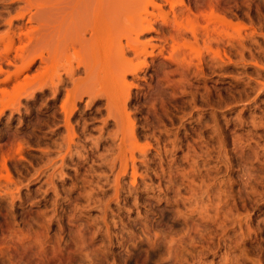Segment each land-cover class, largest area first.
I'll list each match as a JSON object with an SVG mask.
<instances>
[{"label": "rangeland", "instance_id": "374dc122", "mask_svg": "<svg viewBox=\"0 0 264 264\" xmlns=\"http://www.w3.org/2000/svg\"><path fill=\"white\" fill-rule=\"evenodd\" d=\"M60 1L0 0V264H264V0H113L102 95Z\"/></svg>", "mask_w": 264, "mask_h": 264}, {"label": "bare ground", "instance_id": "6f19581e", "mask_svg": "<svg viewBox=\"0 0 264 264\" xmlns=\"http://www.w3.org/2000/svg\"><path fill=\"white\" fill-rule=\"evenodd\" d=\"M48 1V0H47ZM50 1V0H49ZM99 1V4H97L96 5V9L95 10H97V6H98V8H100V5L101 4H103V1L104 0H98ZM110 1V2H109ZM107 0L106 2L107 3H105L104 2V4L103 5H101V6H103V7H101L100 8V10L98 9V12L97 11H94V13L95 14H93V16H91L90 18V20H89V22H88V20L86 21V20H84V21H81L80 23H75L74 22V20H72V22H70V23H72L73 25H71V31H70V33H68V31H69V28H67V27H69L70 26V23H69V25L66 27L67 28V34H69V36L70 37H68V39L67 40H69L70 41V43H71V45H73L72 47L74 48V51H75V53H76V51H78L77 50V46L78 47H83L85 44H87L88 42H90L91 43V46H92V50H93V53L91 52V54H93V55H96L97 57H98V59H96L93 63H91L92 64V66H89L88 65V68L86 69L87 70V74L88 75H90V74H92V73H94V72H97L98 73V75L96 76V82L98 83V85H96V88L95 89H93V91L91 90V94L92 93H94V95L96 94V95H102L104 92H105V90H104V87L102 86L103 85V81H102V79H101V77H100V75H99V70L100 71H102V69L100 68L99 69V63H100V61H101V59H103V58H108V59H113L112 60V62L114 61V60H116L117 61V66L119 67V66H124L126 63H125V54L124 53H118V47L119 46H117L118 44H116V43H114V41H113V38L116 36V34H117V31H116V29L117 28H115V27H118V25L119 24H121V23H123L122 21H123V18H121V17H123V16H115V15H113V14H117L116 13V11H115V7H112V6H114L115 5V2L113 1V0ZM112 1H113V4H112ZM60 2H62V0L60 1ZM110 6L109 7V12L107 11L108 10V8H107V6ZM106 6V7H105ZM104 8V9H103ZM112 8V10H110ZM106 11V12H105ZM111 11H114L115 13H113V12H111ZM113 13V14H112ZM68 18H69V16H67ZM116 17H118V18H116ZM120 17V18H119ZM137 18H138V16H137ZM141 18V17H140ZM43 19V18H42ZM125 19V18H124ZM133 19V20H132ZM136 19V18H135ZM135 19L134 18H131V20L132 21H134L135 22ZM139 19V18H138ZM41 20V19H40ZM82 20V19H81ZM140 20V19H139ZM136 21V23L135 24H138V27L140 28L141 26H143L144 27V24L142 23V22H140V21ZM43 21V20H42ZM66 21V20H65ZM120 21H121V23H120ZM126 21H127V19H126ZM125 21V22H126ZM63 22V21H62ZM140 22V23H139ZM65 23V22H64ZM66 23H68L67 21H66ZM86 23V24H85ZM117 23V24H116ZM133 23V22H132ZM64 25V24H63ZM63 25H61L60 27H63ZM40 26V25H39ZM46 26V25H45ZM44 26V24H41V26L39 27V29L37 28V30H40V31H43L42 29H46V31H47V28ZM43 27V28H42ZM45 27V28H44ZM52 27V26H51ZM137 27V28H138ZM48 28H50V27H48ZM55 28V27H54ZM39 31V32H40ZM66 31V30H65ZM50 32H51V30H50ZM88 32H90V34H91V36H89V37H87L86 36V34L88 33ZM49 33V32H48ZM62 33H63V31H62ZM66 33V32H65ZM116 33V34H115ZM37 34V33H36ZM89 34V35H90ZM115 35V36H114ZM41 38H42V36H44V34L42 35V33H41ZM40 36L38 37V38H40ZM53 35H51V37H52ZM51 37H50V39H51ZM65 37V36H64ZM67 37V36H66ZM39 39L38 40V42L40 41V40H42V39H45V38H47V36L45 35V38L43 37L42 39ZM52 38H55V36H53ZM57 40H59L58 41V47H56V48H59L60 47V51H59V53L61 54V52H64V54H63V56L65 57V54L67 55V57L66 58H68L69 59V57H71L73 54L71 53V52H68L69 50H66V49H64V48H66V47H64L63 48V45H62V41H64V40H66V39H64V40H61V39H57ZM66 40V41H67ZM44 40H42V42H43ZM48 42H49V40H47ZM56 41V40H55ZM66 41H64V43L66 42ZM48 42H45V43H48ZM54 42V41H53ZM41 43V42H40ZM68 43V42H67ZM50 44V43H49ZM66 44V43H65ZM124 45V44H123ZM53 46V45H52ZM66 46H68V45H66ZM76 47V48H75ZM90 47V46H89ZM68 48V47H67ZM82 49V48H81ZM51 51H52V49H50ZM49 50V51H50ZM59 50V49H58ZM79 50H80V48H79ZM57 51V50H56ZM80 51H82V50H80ZM58 52V51H57ZM50 53V57L52 56L51 54L53 53H51V52H49ZM49 53H48V56H49ZM70 53V54H69ZM86 52L84 51V54H85ZM90 54V55H91ZM136 55H138V57L140 56L139 54H140V52L138 53V52H136L135 53ZM69 55H71V56H69ZM90 55H88V57L90 56ZM111 56V57H110ZM45 56H43V58L42 59H44L43 61H45V60H49L50 58H48V59H45L44 58ZM113 57V58H112ZM85 58V57H84ZM86 59V58H85ZM107 60V59H106ZM46 62H48V61H46ZM99 62V63H98ZM102 62V61H101ZM83 64V63H82ZM103 64V63H102ZM121 70H127L125 67H123V69H121ZM70 74V73H69ZM68 74V75H69ZM70 76V75H69ZM70 77H72V75L70 76ZM70 79V78H69ZM68 81V80H67ZM97 86H100V88H98ZM96 91H98V92H96ZM99 92H101V93H99ZM78 94V93H77ZM75 96H77V95H75ZM107 96H108V98H113V104H114V106L115 107H118V105H119V103H118V101H119V98L117 97V98H115V97H113L111 94H109V93H107ZM77 97H79V96H77ZM76 97V98H77ZM130 130V129H129ZM129 130H128V132H129ZM127 132V131H126ZM125 137V136H124ZM127 137V136H126ZM125 140H126V138H125ZM127 141V140H126ZM123 142V141H122ZM128 146H130V145H128ZM131 149H132V147H131ZM134 151V150H133ZM126 164V163H125ZM126 166V165H125Z\"/></svg>", "mask_w": 264, "mask_h": 264}]
</instances>
